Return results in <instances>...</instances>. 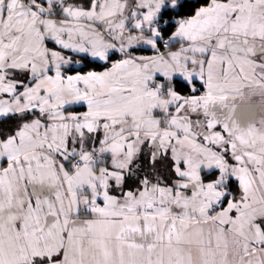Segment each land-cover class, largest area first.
<instances>
[{"label":"snow or ice","instance_id":"1","mask_svg":"<svg viewBox=\"0 0 264 264\" xmlns=\"http://www.w3.org/2000/svg\"><path fill=\"white\" fill-rule=\"evenodd\" d=\"M0 264H264V0H0Z\"/></svg>","mask_w":264,"mask_h":264}]
</instances>
